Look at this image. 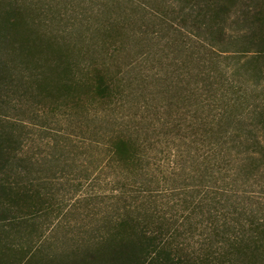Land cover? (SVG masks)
<instances>
[{
  "label": "trees",
  "instance_id": "16d2710c",
  "mask_svg": "<svg viewBox=\"0 0 264 264\" xmlns=\"http://www.w3.org/2000/svg\"><path fill=\"white\" fill-rule=\"evenodd\" d=\"M19 84L105 146L96 225L51 240ZM0 264H264V0H0Z\"/></svg>",
  "mask_w": 264,
  "mask_h": 264
},
{
  "label": "rangeland",
  "instance_id": "374dc122",
  "mask_svg": "<svg viewBox=\"0 0 264 264\" xmlns=\"http://www.w3.org/2000/svg\"><path fill=\"white\" fill-rule=\"evenodd\" d=\"M112 70L116 71L115 68ZM158 70L146 69L144 72L147 79L145 92L156 93L157 98H167L165 92L158 94L159 91H163V87L156 86L154 73ZM130 76L128 75V78H131ZM39 96L35 89L32 94H26V89L19 84V87L13 85L8 94L2 98L11 99V104L5 113L7 112L6 114L11 118L24 122L27 131L24 155L25 153L34 155L36 168L39 171L37 174L52 179L51 192L55 196L54 200L59 203L55 204H61L63 209L60 213L64 210L55 219L57 223L55 230L50 233L53 240L64 233L70 236L74 234V230L86 228L89 224L96 225V221L90 222L87 213L93 211L97 218L100 217L106 203L111 202L107 196H112L113 184L110 183L111 178L106 176V171L104 173L96 171L98 175L88 177L97 168L99 159L105 152V146L95 144L90 137L84 135L83 128L75 123L76 118L71 117L67 111L54 112L50 106L52 97H44V99ZM39 101L42 103L40 104ZM115 112L112 116L121 113L118 108ZM105 130L109 131L107 128ZM87 201L91 203L88 204Z\"/></svg>",
  "mask_w": 264,
  "mask_h": 264
}]
</instances>
